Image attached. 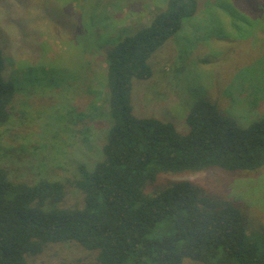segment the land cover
<instances>
[{
	"label": "rangeland",
	"instance_id": "374dc122",
	"mask_svg": "<svg viewBox=\"0 0 264 264\" xmlns=\"http://www.w3.org/2000/svg\"><path fill=\"white\" fill-rule=\"evenodd\" d=\"M165 1L0 0L5 76L13 78L18 91L9 123L0 126V167L15 180L64 181L80 162L100 160L109 120L94 117L92 108L107 112L105 52L117 36L147 26ZM148 63L152 79L133 81L138 113L180 127L188 105L205 101L242 124L240 117L251 112L256 90L264 94V0H197L196 14ZM81 113L90 119L76 122ZM183 181L208 206H235L264 252V169L158 175L147 191ZM81 203L82 196L68 190L64 206ZM30 264L98 263L96 253L64 243L47 246Z\"/></svg>",
	"mask_w": 264,
	"mask_h": 264
},
{
	"label": "trees",
	"instance_id": "16d2710c",
	"mask_svg": "<svg viewBox=\"0 0 264 264\" xmlns=\"http://www.w3.org/2000/svg\"><path fill=\"white\" fill-rule=\"evenodd\" d=\"M196 10L197 0H166L147 26L117 36L105 52L107 112L92 108L94 117L109 120L100 160L80 162L64 181L15 180L0 167V264H30L47 246L64 243L96 253L98 264H264L263 250L232 204L208 206L186 181L147 191L158 175L264 169L261 88L242 124L205 101L188 105L180 127L133 106V81L152 79L149 58ZM15 83L5 76L0 49V126L10 121ZM78 117L84 122L91 115ZM68 190L82 196L81 205L64 206Z\"/></svg>",
	"mask_w": 264,
	"mask_h": 264
}]
</instances>
